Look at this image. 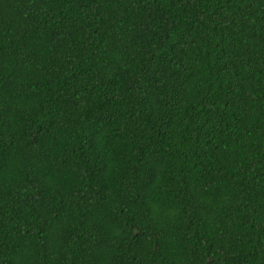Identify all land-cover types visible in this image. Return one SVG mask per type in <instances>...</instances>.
<instances>
[{
  "label": "trees",
  "instance_id": "16d2710c",
  "mask_svg": "<svg viewBox=\"0 0 264 264\" xmlns=\"http://www.w3.org/2000/svg\"><path fill=\"white\" fill-rule=\"evenodd\" d=\"M0 264H264V0H0Z\"/></svg>",
  "mask_w": 264,
  "mask_h": 264
}]
</instances>
